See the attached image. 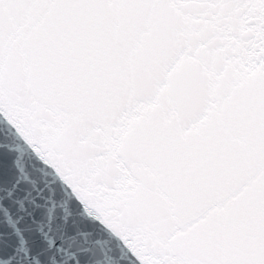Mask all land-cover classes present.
Returning a JSON list of instances; mask_svg holds the SVG:
<instances>
[{
	"label": "snow or ice",
	"instance_id": "snow-or-ice-1",
	"mask_svg": "<svg viewBox=\"0 0 264 264\" xmlns=\"http://www.w3.org/2000/svg\"><path fill=\"white\" fill-rule=\"evenodd\" d=\"M0 153V264H264V0H0Z\"/></svg>",
	"mask_w": 264,
	"mask_h": 264
},
{
	"label": "water",
	"instance_id": "water-1",
	"mask_svg": "<svg viewBox=\"0 0 264 264\" xmlns=\"http://www.w3.org/2000/svg\"><path fill=\"white\" fill-rule=\"evenodd\" d=\"M18 170H23V164L22 161L17 160L16 166H13L12 163V157L10 154L6 153H0V176L2 175H9L13 178H16L18 176ZM38 217L40 216V213L37 214ZM50 225L47 223H43L41 225L34 226L32 231L25 232L24 235L17 240L16 237H13L12 243L14 245H19V247H31L33 250H35V246L37 243H39L41 246H43L46 242V238H50ZM59 243V241H57Z\"/></svg>",
	"mask_w": 264,
	"mask_h": 264
}]
</instances>
